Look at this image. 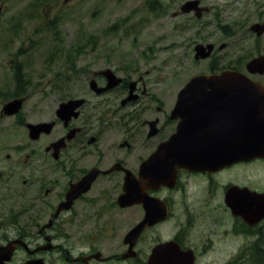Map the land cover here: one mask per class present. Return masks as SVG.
<instances>
[{"label": "flooded vegetation", "instance_id": "af4514ba", "mask_svg": "<svg viewBox=\"0 0 264 264\" xmlns=\"http://www.w3.org/2000/svg\"><path fill=\"white\" fill-rule=\"evenodd\" d=\"M8 5L7 0H0L2 13ZM212 9L213 7H209V10L202 12V16L199 17L206 28L209 23L203 21V18ZM47 10L49 11L47 16L52 18L55 26L60 24V19L76 23L81 16L84 30L86 26L83 24H86L89 17V0H35L34 3L26 2L24 6V11H29L30 16L39 15ZM77 11L81 12L78 16ZM187 14H192L195 18L192 12ZM263 14L264 7L257 12L259 20L253 23L264 22ZM248 32L255 36L253 45L251 46L252 43L248 45L249 49L260 53L258 42L264 32L257 35L251 27L247 34ZM210 34L207 31L200 42L207 40ZM206 43L208 42L204 44ZM212 43L215 53L230 52L231 42L226 40L217 44L213 41ZM228 58V61L234 60L232 56ZM78 63H65L67 73L73 75L74 68L80 69L76 66ZM237 63L234 61L232 64ZM81 69L82 75L88 71L85 68ZM251 78L264 85V71L252 73ZM95 79L98 85L105 86L107 83L104 74H97ZM130 81L123 77L118 87L95 95L98 96L97 100L104 102V108H89L90 102L85 94L76 96L85 99L78 108V115L67 121L62 120L56 116L55 109L53 120L56 123L50 133H43L37 139L21 138L0 142V259L4 247L14 240H27L32 247L44 244L45 238L56 241L58 234L55 230L61 229V220L67 216L66 214L71 225L74 223L85 229L90 224H104L106 214L111 213L114 208L123 210L118 206V196L123 191L126 174L123 168L130 169L138 176L141 162L174 131L171 125L176 122L172 120L164 106L159 104L156 105L155 114L140 121L136 119L140 117L139 108L133 106L140 103L141 97L126 105L122 103L120 96L118 107L110 108L108 94L117 93L119 90L127 93ZM144 87L145 85L139 82L137 89L140 91ZM90 93L92 94V91ZM56 104L58 106L59 102ZM152 120L157 121L156 126L152 125ZM154 128L156 132L150 135ZM140 129L143 130L142 139L149 142L152 150L139 149ZM113 130L120 132L121 138L109 144L107 133ZM68 133L72 137L64 146L59 150L50 148L53 142L62 137L66 138ZM103 140L110 149L106 147L105 150H101L99 145L104 143ZM91 152L96 156L90 158ZM110 156L112 161L107 164ZM90 159H93V163ZM256 162H260L264 167V157H259L225 165L215 171L180 169L174 186L163 185L149 191L150 196L162 199L167 204L169 213L165 220L148 229H157L166 222H172L174 229L171 238L179 242L183 249H192L202 264H253L254 259L264 257V218L259 222L250 223L242 216L236 215L235 211L251 210L250 197L243 187L264 192V178L250 177L252 164ZM116 163H120L123 168ZM94 167L100 168L102 172L94 180L90 190L81 194L69 210L63 211L57 218L49 221L71 184L80 180ZM240 170L244 171L242 180ZM52 194H55V201L52 200ZM53 207L55 209L51 210L47 220L40 222L43 212ZM127 208L137 211L136 223L142 219L144 211L141 204L135 203ZM48 221L49 227L46 228L45 223ZM10 229L15 233L12 234ZM195 229H199V236L194 243L191 235ZM56 247L60 248V245L55 244L54 248ZM94 253L95 250L89 248L75 258L68 254L66 259L97 264L96 261L99 260L88 258ZM51 255L45 249L31 253L16 243L12 258L7 263L20 264L28 258L39 256L49 259Z\"/></svg>", "mask_w": 264, "mask_h": 264}, {"label": "rangeland", "instance_id": "374dc122", "mask_svg": "<svg viewBox=\"0 0 264 264\" xmlns=\"http://www.w3.org/2000/svg\"><path fill=\"white\" fill-rule=\"evenodd\" d=\"M7 1L10 4L9 10L0 17V110L3 102L12 98L11 93L15 87L13 68L19 65L27 79L26 87L29 88L30 97L25 105L26 111H23V114L25 113L23 117H26L28 121L36 122L53 118L51 114L55 102L58 103L69 97L85 94L90 99L89 108L97 103V99L89 92V79L87 85L84 86L82 85L83 80L64 83L62 85L64 90L59 94L51 90L57 81L55 71L65 72V69L62 64L50 67L48 62L50 57L59 54H64L66 59L72 57L71 52L75 44L81 42L89 51L85 56L80 55L79 62L82 65L81 67L78 65L80 67L78 71L81 72V68L89 71V78L93 72L109 66L114 67L120 76H128L124 73V68L130 67L133 74L129 78L142 77L150 92L158 95L159 101H155L153 98H144L140 105L133 106L139 108L140 117L136 119L140 121L155 114L154 109L158 104L165 108H171L181 83L194 74L207 71L210 60L195 61L193 50H191L202 40V36L207 31L211 34L203 42L213 41L216 44L226 40L231 42L229 53L227 51L216 53L222 62L228 61L229 56L242 60L247 58L248 60L249 57L257 54V50L246 47L251 43L252 46L255 41V36L249 32L248 35L246 29L254 21L259 20L256 13L264 7V0H201L203 5L212 6L213 10L217 11L218 16L225 22L233 20L236 22L233 30L236 29L237 33L226 36L216 26L212 13L206 14L203 18V21L205 20L209 24L207 28L202 29L200 22L195 21L192 14H181V5L187 0H159L160 13L158 15L147 12L145 0H90L89 17L86 19V24H83L86 26L85 36L78 35L80 29H78L77 23L63 20L61 35L54 37L50 34L37 33L36 29L48 26L42 27L39 19H26L22 16L26 2L34 0ZM178 12L180 13L178 14ZM80 13L77 11L76 16ZM125 16H129L128 21L122 24L121 30L116 35L110 26ZM14 25L17 27L18 33L26 29L22 32L23 36H16L14 32L9 31V28ZM197 30H200L202 34L199 32L198 35ZM193 42L195 43L193 44ZM258 43H260L259 49L262 54L264 53V34L259 38ZM238 45H244V47L238 49ZM54 50L55 54L53 55ZM246 51L248 53L244 55ZM80 76L83 78L82 75ZM59 82L61 83L62 80ZM53 89L55 88L53 87ZM127 93L119 90L117 93L108 94L109 107H118V98L120 96L123 98ZM25 108L23 109L25 110ZM21 119L22 116L20 118H16V116L0 118V142L14 141L19 135L23 139H28L25 130L19 126ZM139 131V149H150L152 146L149 142L142 139L143 130ZM120 138V132L117 133L113 130L107 133L108 143L112 144ZM103 142L99 145L101 150H105L106 147L110 149L104 140ZM93 156L96 154L91 152L90 158ZM111 161L112 157L110 156L107 164H110ZM90 162L93 163V159H90ZM239 173L242 174L240 179L242 180L244 171L240 170ZM250 177L263 179L264 168L255 165L251 168ZM51 197L53 201L56 200L55 194H52ZM66 215L61 220V229L55 230L58 234L55 243L59 244L61 249H70L73 253L93 247L102 251L104 256L111 253H122L127 249L123 243V236L138 217L137 211L132 208L126 210L114 208L111 213L106 214L104 225L90 224L83 229L74 223L71 225L68 214ZM46 219L47 217H44L40 222H45ZM173 227L174 224L171 222L161 225L160 228L149 230L145 240L140 244L141 250L147 253L154 243L155 237L169 239ZM10 231L12 234L15 233L13 229ZM191 236L195 243L199 236V229H195ZM51 252L54 255L50 256L49 264H67L62 259H56L61 255L59 250ZM142 256L143 253L140 252V258ZM135 262L133 260H116L107 263L98 262L97 264H134ZM253 264H264V257L254 259Z\"/></svg>", "mask_w": 264, "mask_h": 264}, {"label": "water", "instance_id": "95a60500", "mask_svg": "<svg viewBox=\"0 0 264 264\" xmlns=\"http://www.w3.org/2000/svg\"><path fill=\"white\" fill-rule=\"evenodd\" d=\"M188 4V3H187ZM191 7H185L184 9L189 10ZM262 31L260 25L254 26ZM202 46H198L197 57H206L210 54L212 46L209 45L208 51H203ZM260 61H264L263 58L255 59L251 62L250 67L257 69ZM108 75H111L110 71H106ZM110 78V77H109ZM247 77L239 71L236 70H224L221 73L209 74V75H199L188 83L187 87L182 90L179 94L178 102L174 110V114L182 115V109H185V102L192 101L193 99L199 101L209 102V105H202L199 109L201 111L190 113L192 108H189L187 116L189 122L188 127L184 132H188L185 136L188 145H185L181 141V132L175 137L172 144L165 147L161 145L157 152H155L149 160L145 161L142 170L141 178H145L146 181L143 185L135 184L134 177L130 174L127 176L125 190L126 192L120 197V202L122 205L131 203L132 195L138 192L139 199H144L145 191L149 187H156L162 183V178L168 173L169 168H174L175 165L185 162L186 158H194L192 163H201L199 160L204 153H209L210 151L217 150V146L211 144H203V142L210 141L214 138L215 131L213 120L217 117V114L212 111L216 109L220 111L221 109H228L231 114L232 126L230 128V133L234 134V138L231 140L230 147L235 150V157H246L252 158L255 156H264V124L256 123L253 121L256 110L255 108H245L241 106L242 102L255 101L257 99L256 95L262 91L258 87L246 81ZM109 86H113L118 83V80H112L110 78ZM94 86V82H92ZM209 87L210 90L206 88ZM99 89L98 91H101ZM264 91V89H262ZM221 102L234 103L231 107H224L220 105ZM79 101H69L68 103H63L61 109L63 111L62 115L66 116L76 107ZM215 103V105H214ZM21 104V100L12 102L7 108L8 113L16 112ZM195 122H191L190 120ZM52 124H47L46 126H35L36 132L41 129L49 130ZM214 140V139H213ZM187 165V163H183ZM97 174V172H96ZM95 174V175H96ZM94 175V177H95ZM130 175V176H129ZM88 175L81 182H79L71 191L69 192V200L72 201L81 191L88 189L90 182L94 177L90 178ZM138 190V191H137ZM144 193V194H143ZM143 194V195H142ZM259 201H251L252 206H256L258 209L253 211L254 221L259 220L264 216V199L263 202L260 201L264 198V194H259ZM127 200V201H126ZM261 203V204H260ZM69 203H63L60 208L68 206ZM148 206V204L146 203ZM251 213V212H250ZM243 214L248 218L252 215L246 211ZM149 219V212L145 221L140 225L134 227L126 236V242H130L131 246L138 238L143 227L147 224ZM250 219V218H248ZM251 220V219H250ZM180 254H182L181 249L178 244L174 242L159 244L153 249V253L149 259L150 264H185L182 259H180ZM25 264H42L41 261H28Z\"/></svg>", "mask_w": 264, "mask_h": 264}, {"label": "trees", "instance_id": "16d2710c", "mask_svg": "<svg viewBox=\"0 0 264 264\" xmlns=\"http://www.w3.org/2000/svg\"><path fill=\"white\" fill-rule=\"evenodd\" d=\"M153 3H157V1L154 0ZM152 9H153V8H152Z\"/></svg>", "mask_w": 264, "mask_h": 264}]
</instances>
